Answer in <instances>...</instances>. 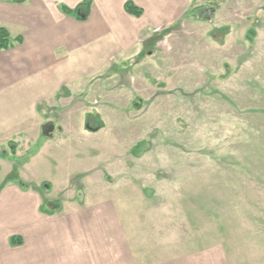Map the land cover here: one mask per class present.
<instances>
[{
  "label": "rangeland",
  "instance_id": "obj_1",
  "mask_svg": "<svg viewBox=\"0 0 264 264\" xmlns=\"http://www.w3.org/2000/svg\"><path fill=\"white\" fill-rule=\"evenodd\" d=\"M143 21L140 49L47 108L68 141L37 167L48 183L5 161L0 186H41L63 226L0 264H264V0Z\"/></svg>",
  "mask_w": 264,
  "mask_h": 264
},
{
  "label": "crops",
  "instance_id": "obj_2",
  "mask_svg": "<svg viewBox=\"0 0 264 264\" xmlns=\"http://www.w3.org/2000/svg\"><path fill=\"white\" fill-rule=\"evenodd\" d=\"M82 1L0 0V27L10 35V46L0 49V171L8 161V176L23 171L28 176L22 178L32 184L48 183L38 180L37 167L41 162L49 167L46 158L56 161L57 147L68 141L56 138L62 123L44 120L47 108L79 87L87 89L95 75L110 69L112 56L125 60L130 49H140L145 16L152 19L149 29L176 9V0H131L143 9L134 16L124 10L127 0H91L84 20L62 10ZM19 186L13 179L0 186L2 253L12 237L40 249L48 229L63 226L61 215L42 208L41 186ZM185 258L182 264H190ZM217 258L213 263L222 264V255Z\"/></svg>",
  "mask_w": 264,
  "mask_h": 264
},
{
  "label": "trees",
  "instance_id": "obj_3",
  "mask_svg": "<svg viewBox=\"0 0 264 264\" xmlns=\"http://www.w3.org/2000/svg\"><path fill=\"white\" fill-rule=\"evenodd\" d=\"M90 4H91V0H84L73 9L63 6L62 10L66 14L73 15L78 20H84L86 19L89 13ZM123 6H124V10L128 14H131L134 16H140L143 13V9L139 7L138 5H136L134 2H132L131 0L125 1ZM192 14H194L195 16L198 15L196 12H193ZM9 38H10L9 32L5 28L0 27V49H6L10 46ZM20 39H21L20 37L16 38V40H20ZM11 148L13 149L14 147L12 146ZM13 150L12 152L14 153ZM44 184L46 185V183H43L42 185ZM11 242L17 243L20 241L16 237H12Z\"/></svg>",
  "mask_w": 264,
  "mask_h": 264
}]
</instances>
